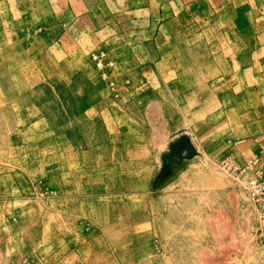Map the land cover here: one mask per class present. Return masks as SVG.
<instances>
[{"label":"rangeland","instance_id":"1","mask_svg":"<svg viewBox=\"0 0 264 264\" xmlns=\"http://www.w3.org/2000/svg\"><path fill=\"white\" fill-rule=\"evenodd\" d=\"M249 161L264 0H0V264H264Z\"/></svg>","mask_w":264,"mask_h":264},{"label":"built area","instance_id":"2","mask_svg":"<svg viewBox=\"0 0 264 264\" xmlns=\"http://www.w3.org/2000/svg\"><path fill=\"white\" fill-rule=\"evenodd\" d=\"M257 161H249L244 167H234L239 171L250 170L252 176L244 185V190L257 212V240L264 250V169Z\"/></svg>","mask_w":264,"mask_h":264},{"label":"water","instance_id":"3","mask_svg":"<svg viewBox=\"0 0 264 264\" xmlns=\"http://www.w3.org/2000/svg\"><path fill=\"white\" fill-rule=\"evenodd\" d=\"M182 149H186L189 153L193 152V147L188 136L183 135L175 142L174 150L180 151Z\"/></svg>","mask_w":264,"mask_h":264}]
</instances>
